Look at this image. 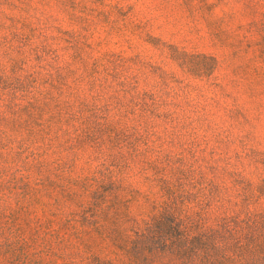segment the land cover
Returning a JSON list of instances; mask_svg holds the SVG:
<instances>
[{
    "label": "rangeland",
    "instance_id": "1",
    "mask_svg": "<svg viewBox=\"0 0 264 264\" xmlns=\"http://www.w3.org/2000/svg\"><path fill=\"white\" fill-rule=\"evenodd\" d=\"M164 200L214 258L130 251ZM211 262L264 264V0H0V264Z\"/></svg>",
    "mask_w": 264,
    "mask_h": 264
},
{
    "label": "trees",
    "instance_id": "2",
    "mask_svg": "<svg viewBox=\"0 0 264 264\" xmlns=\"http://www.w3.org/2000/svg\"><path fill=\"white\" fill-rule=\"evenodd\" d=\"M173 202L164 200L157 205L159 213L153 216L146 228L136 231V238L131 241L130 251H136L143 243H147L150 245L152 257L170 255L179 259L182 257L191 259L199 252H205L207 261L214 258L211 251L219 249L214 240L217 230L212 228L198 230L187 227V224L183 225ZM149 233L152 235L148 237Z\"/></svg>",
    "mask_w": 264,
    "mask_h": 264
}]
</instances>
